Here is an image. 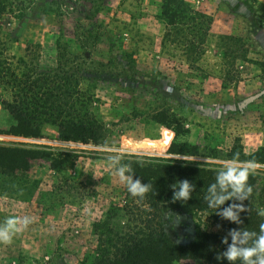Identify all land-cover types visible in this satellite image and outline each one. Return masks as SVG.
Masks as SVG:
<instances>
[{"label":"rangeland","instance_id":"obj_1","mask_svg":"<svg viewBox=\"0 0 264 264\" xmlns=\"http://www.w3.org/2000/svg\"><path fill=\"white\" fill-rule=\"evenodd\" d=\"M182 1L212 20L203 36V24L167 25L163 0H0V147L31 153L26 170L0 169V223L35 218L12 244H0V264H88L102 249L108 209L128 201L107 167L114 152L123 163L138 157L218 170L239 153L264 164V0ZM43 75L56 76L98 120V142L64 140L50 124L37 138L6 134L14 122L1 103L11 100L12 77L30 95L25 80ZM172 142L194 146L197 156L169 153ZM250 177L257 213L264 169ZM156 216L175 246L202 233L214 236L216 251L226 247L212 212ZM132 220L120 211L109 223L130 229Z\"/></svg>","mask_w":264,"mask_h":264},{"label":"trees","instance_id":"obj_2","mask_svg":"<svg viewBox=\"0 0 264 264\" xmlns=\"http://www.w3.org/2000/svg\"><path fill=\"white\" fill-rule=\"evenodd\" d=\"M161 13L169 26H174L176 21L193 22V27L205 25L206 29H201V34L198 31L200 36L207 32L212 22L207 15L186 8L182 0H163ZM179 34L180 31L177 30V35ZM184 44L187 47L192 45L186 41ZM12 78L11 100L1 103L14 122L6 134L37 138L41 136V127L44 124H50L56 127L62 138L67 141L98 142L102 138V127L98 120L89 113L82 102L71 98L68 87L56 76L43 75L31 81L25 80V88L30 95L19 91L18 78L16 76ZM162 123L171 124L169 121ZM179 132V129L175 130V138ZM179 147L172 142L168 152L197 156L194 146L183 145L181 150H178ZM30 154L25 149L0 147V169L9 173L26 170ZM228 154L227 152V156H230ZM239 158L249 159L243 154ZM138 160L143 158L133 157L124 163L131 164L134 171L133 178L140 179L142 183H150L152 191L146 194L143 200L127 192L128 201L122 208L112 206L108 209L106 220L99 224V227H102L100 232L105 235L102 239V249L89 257L88 264H170L180 260H204L207 264H229L226 259L216 258L218 254L226 250L227 245L225 249L216 251L212 247L214 246L212 235L200 233L186 246L173 245L156 222V214L165 210L177 209L184 212L207 210L214 214L227 232L236 228L259 234V225L264 223V217H260L255 211L254 188L249 200L243 202L251 211L241 213L243 223L237 225L222 219L217 214L218 209L209 208L204 199L208 187L215 182L217 175V170L210 168L209 164L199 162L192 164L175 160H143L144 164L141 166L137 163ZM184 179L195 185L192 197L187 202L174 201L172 185ZM248 183L253 185L251 177ZM233 202L239 203V201H227L220 210ZM120 211L134 217L132 220L134 224L130 229L128 224L124 228L118 227L120 224L109 223V219L114 221L118 218ZM229 243H231L230 237ZM236 264L241 262L237 261Z\"/></svg>","mask_w":264,"mask_h":264},{"label":"clouds","instance_id":"obj_3","mask_svg":"<svg viewBox=\"0 0 264 264\" xmlns=\"http://www.w3.org/2000/svg\"><path fill=\"white\" fill-rule=\"evenodd\" d=\"M239 156L240 154L236 153L233 158L223 161L222 166L217 170L215 182L208 187L204 197L209 208L218 209L217 214L222 219L237 225L243 223L240 214L251 211L243 203L249 200L253 193V187L248 183L249 177L257 175L258 170L264 169V164L254 159L240 160ZM106 161L111 174L118 178L119 183L123 184L133 197L143 200L146 194L152 191L150 183H142L140 179L133 178L134 171L131 164L122 162L121 153L114 152L108 155ZM137 163L143 166L144 161L138 160ZM172 188L174 201L187 202L192 197L195 185L184 179L172 185ZM227 201H239V203L233 202L220 210ZM257 215L264 217V208L257 209ZM181 220L182 218L177 215V221ZM34 222L35 218L28 215L6 217L0 223V244H12L14 237ZM222 243L227 247L217 255L218 260L226 259L229 264H236L237 261L241 264H264V223L259 225V234L245 229H230L222 238Z\"/></svg>","mask_w":264,"mask_h":264}]
</instances>
